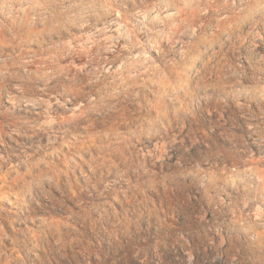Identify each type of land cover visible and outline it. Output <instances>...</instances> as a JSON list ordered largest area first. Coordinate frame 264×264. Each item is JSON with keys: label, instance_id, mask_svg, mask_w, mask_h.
<instances>
[{"label": "rangeland", "instance_id": "1", "mask_svg": "<svg viewBox=\"0 0 264 264\" xmlns=\"http://www.w3.org/2000/svg\"><path fill=\"white\" fill-rule=\"evenodd\" d=\"M0 264H264V0H0Z\"/></svg>", "mask_w": 264, "mask_h": 264}]
</instances>
